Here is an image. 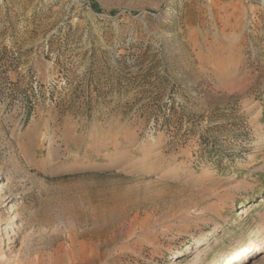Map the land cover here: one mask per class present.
I'll use <instances>...</instances> for the list:
<instances>
[{
    "label": "rangeland",
    "instance_id": "1",
    "mask_svg": "<svg viewBox=\"0 0 264 264\" xmlns=\"http://www.w3.org/2000/svg\"><path fill=\"white\" fill-rule=\"evenodd\" d=\"M261 234L264 0H0V264H264Z\"/></svg>",
    "mask_w": 264,
    "mask_h": 264
},
{
    "label": "bare ground",
    "instance_id": "2",
    "mask_svg": "<svg viewBox=\"0 0 264 264\" xmlns=\"http://www.w3.org/2000/svg\"><path fill=\"white\" fill-rule=\"evenodd\" d=\"M239 215H243V211L241 213H239ZM207 243L205 241V239H197L195 241H193V246L195 247L194 250H191V251H187L190 252L189 255H192L193 253L197 252L198 250H200L203 246H206ZM189 246H191L190 244L187 245L184 249L186 250L187 248H189ZM183 249V250H184ZM181 250V251H177L175 253H173V256H175L176 258H179L181 256H185L186 254V251L184 253V251ZM245 251V250H244ZM252 252H256L257 254H260L262 251H264V234H261V237L258 239V245H256L255 247H253V249L251 250ZM230 256V259L231 260H234V261H237V262H240V257L243 255V253H241L239 250H234L232 252H230L228 254ZM243 257V256H242Z\"/></svg>",
    "mask_w": 264,
    "mask_h": 264
},
{
    "label": "crops",
    "instance_id": "3",
    "mask_svg": "<svg viewBox=\"0 0 264 264\" xmlns=\"http://www.w3.org/2000/svg\"><path fill=\"white\" fill-rule=\"evenodd\" d=\"M43 160H44V159H42V158H41V160H39V161H40V167L45 166V162H44ZM53 168L56 169V167H53ZM51 170H52V169H51ZM56 170H58V169H56Z\"/></svg>",
    "mask_w": 264,
    "mask_h": 264
}]
</instances>
